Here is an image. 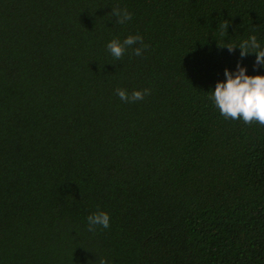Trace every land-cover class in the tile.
<instances>
[{"label":"trees","instance_id":"1","mask_svg":"<svg viewBox=\"0 0 264 264\" xmlns=\"http://www.w3.org/2000/svg\"><path fill=\"white\" fill-rule=\"evenodd\" d=\"M252 35L264 0H0V264H264V126L210 99Z\"/></svg>","mask_w":264,"mask_h":264},{"label":"clouds","instance_id":"2","mask_svg":"<svg viewBox=\"0 0 264 264\" xmlns=\"http://www.w3.org/2000/svg\"><path fill=\"white\" fill-rule=\"evenodd\" d=\"M111 14L116 17L119 24H124L132 18V14L126 8L114 7ZM221 27L227 30L228 22L226 21ZM137 43L141 47H136L133 51L135 55L140 56L147 45L143 44V39L139 35H130L123 42L113 39L107 44V49L116 60H120L126 49ZM218 46L227 47L229 52H233L238 47L241 58L255 53L254 67L264 66V47L255 35L248 37L238 46L233 44H218ZM246 71L240 63L237 64L235 72L225 69L226 80L216 83L210 99L225 118L242 119L246 124L256 121L264 126V75H248ZM115 94L125 103H135L150 94V90H135L129 95L125 89L117 88ZM87 222L90 232H95L98 227L107 229L110 227V216L107 212L98 211L89 215ZM100 264H105V261L101 260Z\"/></svg>","mask_w":264,"mask_h":264}]
</instances>
